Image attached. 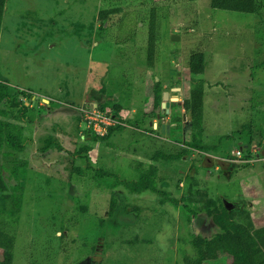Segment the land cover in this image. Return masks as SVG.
Wrapping results in <instances>:
<instances>
[{
    "label": "rangeland",
    "instance_id": "obj_1",
    "mask_svg": "<svg viewBox=\"0 0 264 264\" xmlns=\"http://www.w3.org/2000/svg\"><path fill=\"white\" fill-rule=\"evenodd\" d=\"M210 2L6 1L0 80L32 94L20 98L34 109L24 151L0 148L9 192L23 195L18 220L2 224L15 235L14 264H185L184 255H194L189 233L212 236L219 228L205 212L187 222L171 198L181 203L200 191L264 227V8L254 15L213 9ZM153 8L157 41L150 59ZM106 9L115 12L102 21ZM193 51L207 60L195 78L205 82L202 140L212 151L161 157L151 176L155 187L149 181L143 189L115 187V176L134 181L157 150L173 156L192 139L181 105L191 89ZM155 81L170 92L169 108L154 107ZM104 103L112 115L120 105L116 118L125 129L94 142L81 110ZM153 111L156 130L149 124ZM173 114L182 120L166 136L161 126ZM131 115L140 124L129 122ZM50 133L62 151H39ZM84 144L94 146L89 160L78 154ZM238 150L241 157H232ZM15 160L28 164L23 188L11 174ZM100 169L111 176H99Z\"/></svg>",
    "mask_w": 264,
    "mask_h": 264
},
{
    "label": "trees",
    "instance_id": "obj_2",
    "mask_svg": "<svg viewBox=\"0 0 264 264\" xmlns=\"http://www.w3.org/2000/svg\"><path fill=\"white\" fill-rule=\"evenodd\" d=\"M6 1L7 0H0V32ZM163 1L172 2L174 5L180 1L190 2L196 0ZM210 4L213 9L236 11L254 15L260 14L264 8V0H211ZM114 12L115 9L102 10L100 12V19L106 21L108 15ZM156 25V9L153 8L149 25L150 59L154 56L155 44L157 41ZM188 62L190 73L192 74L190 80L191 89L188 98L182 102L181 107L188 112V118L191 120L194 128L192 139L186 141L185 146L181 151L173 156L172 154H166L161 150H157L154 155L151 156L150 168L148 170L146 169V171L139 172L138 179L134 181H128L127 179H121V177L115 176V187L117 184H125L131 188L138 187L139 189H143L146 187L143 185L147 181L151 183L152 187H155L156 182L154 181V177L152 179L151 176L157 173L158 166L155 163H157L161 157L165 160H170L172 157L182 158L183 155H186L185 153L187 151L195 149L212 151L203 145L204 141L202 140L205 82L202 79L195 78V76L202 74L206 69L207 60L205 53L203 51H193ZM164 90L165 88L162 87V82L155 81V108L161 107ZM21 94H24V96L28 98L32 96V94H28L26 91L0 80V148L7 147L11 150L10 152L24 151L26 147L24 135L29 123H31L28 113L31 110H34L31 108L32 102L26 104L25 101L20 98ZM99 108L105 112V114L112 115L105 103L101 105V107L99 106ZM113 110V115L117 117V113H119L118 111H121L120 105H114ZM11 113H14V117L8 119L7 116H10ZM154 116H157L155 111H153L149 117L153 119ZM172 117V123L182 120V115L180 114H173ZM133 120L136 121L135 123H139L137 119ZM128 121L131 122V118ZM242 127L243 129H246L247 124L243 123ZM123 129H125V126L116 124L109 126L108 132L105 135L97 134L91 127H87L86 131L92 135L94 142H101L107 141L113 133ZM43 143V146L39 148V151L42 153L53 149L59 151L63 150L62 144L52 133L44 138ZM249 144H247V148L250 146ZM93 147L92 144H84L78 154L81 155L82 152H85V159L89 160V152ZM12 162L11 174L18 180L19 186L23 188L26 175L25 171L28 166L27 161L15 160ZM96 172L101 177L111 176L108 175V171L101 169ZM193 186H195L194 183L191 185V190ZM190 194H192V191ZM198 194H201L202 196H199L196 199L189 196L188 199H182L181 203L175 198H171V201L181 207V211L186 217L187 222L191 223L195 215L197 216L198 214L205 212L219 228V231L212 236H203L196 232H190L187 241L192 252H194V255L191 256L184 253L185 264H264V227L256 228L247 212L237 211L235 209L229 211L224 201H217L212 197H209L206 191H200ZM22 204L23 195L15 196L9 192L8 183L4 175V166L0 163V250L2 252L0 264H14L15 235L7 231L2 224L7 218L18 220V214L21 210ZM115 205L116 200L113 199L110 206V215L114 214ZM243 215L246 216L245 221L238 219Z\"/></svg>",
    "mask_w": 264,
    "mask_h": 264
},
{
    "label": "built area",
    "instance_id": "obj_3",
    "mask_svg": "<svg viewBox=\"0 0 264 264\" xmlns=\"http://www.w3.org/2000/svg\"><path fill=\"white\" fill-rule=\"evenodd\" d=\"M85 110H81L83 116L86 117V122L88 121V127H91L97 134L105 135L108 132V127L116 124H122L121 121L116 117H109L105 114L98 106L95 107H85ZM242 153L240 150L236 152L237 158L241 157Z\"/></svg>",
    "mask_w": 264,
    "mask_h": 264
},
{
    "label": "water",
    "instance_id": "obj_4",
    "mask_svg": "<svg viewBox=\"0 0 264 264\" xmlns=\"http://www.w3.org/2000/svg\"><path fill=\"white\" fill-rule=\"evenodd\" d=\"M173 39L175 40V39H178V36H176V35H173ZM170 92L169 91H164L163 92V98H162V110L164 109V108H169V105H170ZM167 111H168V109H167ZM185 116H186V113H184V118H185ZM165 128L167 129V131H169L170 130V124H167V125H163L162 126V131L164 132L165 131ZM263 153H264V151H263ZM232 157H237L236 155H232ZM224 203H225V205H226V207L229 209V208H231L232 206H233V204L232 203H230V202H227V201H224Z\"/></svg>",
    "mask_w": 264,
    "mask_h": 264
},
{
    "label": "crops",
    "instance_id": "obj_5",
    "mask_svg": "<svg viewBox=\"0 0 264 264\" xmlns=\"http://www.w3.org/2000/svg\"><path fill=\"white\" fill-rule=\"evenodd\" d=\"M165 89H166V86H165ZM45 100V99H44ZM92 106L93 107H95V106H98L97 104H92ZM134 110V109H133ZM131 119H135L136 118V116L135 115H131V117H130ZM149 124L153 127V128H155V130L157 129L156 128V126L158 125V117L157 118H155L154 120H152V119H149ZM143 123H145V120H143ZM175 123H170V130L169 131H167V129L165 128V131H164V133L166 134V136H168V134L170 135V131H171V128H172V126L174 125ZM131 126V125H130ZM162 127V126H161ZM149 134H151V135H149V136H155L153 133H149ZM250 160V159H249Z\"/></svg>",
    "mask_w": 264,
    "mask_h": 264
}]
</instances>
